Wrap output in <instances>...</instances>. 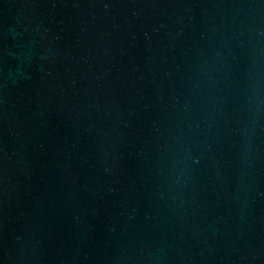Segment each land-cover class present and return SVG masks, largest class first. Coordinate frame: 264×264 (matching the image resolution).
Masks as SVG:
<instances>
[{
	"label": "water",
	"instance_id": "obj_1",
	"mask_svg": "<svg viewBox=\"0 0 264 264\" xmlns=\"http://www.w3.org/2000/svg\"><path fill=\"white\" fill-rule=\"evenodd\" d=\"M0 264H264V0H0Z\"/></svg>",
	"mask_w": 264,
	"mask_h": 264
}]
</instances>
